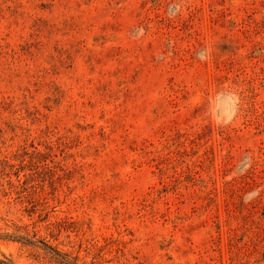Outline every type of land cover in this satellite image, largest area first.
Masks as SVG:
<instances>
[{"label": "rangeland", "instance_id": "374dc122", "mask_svg": "<svg viewBox=\"0 0 264 264\" xmlns=\"http://www.w3.org/2000/svg\"><path fill=\"white\" fill-rule=\"evenodd\" d=\"M0 264H264V0H0Z\"/></svg>", "mask_w": 264, "mask_h": 264}]
</instances>
